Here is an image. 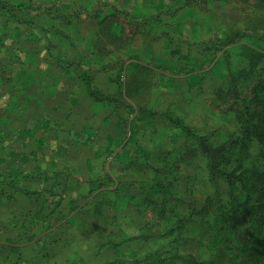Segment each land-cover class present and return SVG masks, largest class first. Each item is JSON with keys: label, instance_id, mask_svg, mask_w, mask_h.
Listing matches in <instances>:
<instances>
[{"label": "crops", "instance_id": "1", "mask_svg": "<svg viewBox=\"0 0 264 264\" xmlns=\"http://www.w3.org/2000/svg\"><path fill=\"white\" fill-rule=\"evenodd\" d=\"M134 1L60 5L62 30L16 20V56L0 69V114L16 118V147L1 146L10 138L0 132V178L16 173V188L30 194L0 193V264H145L158 250L159 227L149 223L139 194L147 184L141 172L160 162L179 132L165 113H177V105L189 115L174 101L165 106L163 94L177 85L184 93L203 91L208 75L181 66V40L192 30L153 34L157 25L148 21L161 0ZM141 11L151 12L132 15ZM194 73L203 78L193 84ZM82 74L110 99L90 95Z\"/></svg>", "mask_w": 264, "mask_h": 264}, {"label": "trees", "instance_id": "2", "mask_svg": "<svg viewBox=\"0 0 264 264\" xmlns=\"http://www.w3.org/2000/svg\"><path fill=\"white\" fill-rule=\"evenodd\" d=\"M196 1L201 3H196L198 10L191 8V0H183L181 7L174 1V7L162 5L161 0L164 14L158 10L148 24L167 25L187 6L195 12L194 21L205 11L202 16L213 33L197 42L205 46L193 68L201 66L206 49L213 52L211 62L222 56L224 70L213 87L212 104L230 129L223 139H211L181 112L165 113L179 131L172 146H178L180 137L185 141L173 154L167 150L159 156L160 162L148 163L153 179L140 187L149 223L159 227L161 242L145 264H264V0H229L234 7L228 10L226 0ZM0 4L5 7L2 0ZM194 25L199 29L202 24ZM184 40L183 46L191 41ZM181 56L182 68H189L187 55L182 51ZM80 78L95 99H110L92 88L89 77ZM202 78L194 73L190 80L194 84ZM19 178L16 173L0 178V193L8 199L18 191L30 194L16 188ZM197 187H204L199 205L193 195Z\"/></svg>", "mask_w": 264, "mask_h": 264}, {"label": "rangeland", "instance_id": "3", "mask_svg": "<svg viewBox=\"0 0 264 264\" xmlns=\"http://www.w3.org/2000/svg\"><path fill=\"white\" fill-rule=\"evenodd\" d=\"M72 1L73 0H2V2H4L5 7L0 9V37L3 38V40L5 39V42L0 43V69L10 67V65L6 63L8 62L7 58L12 59V57L16 56V40H14V38L16 37V27H15L16 20H18L19 18H23L26 21L28 20L32 21L36 19L37 21L42 22L44 24L48 23L49 25L50 23L52 27L62 30V27L64 26V21L60 18V14H61V11L59 10L60 5H63L64 7L68 3H72ZM77 1L78 0H76V2ZM162 1H163L162 5L166 6L167 4H170L171 7H174V3L176 6L178 5V7H181L184 3L183 0H173L174 3L172 0H162ZM191 1H194L193 5H191V8H193L194 10H198L199 7L196 4L198 2L196 0H191ZM133 2L135 1L132 0V4H134ZM198 4L201 6V3ZM223 4L227 10L234 7V4L231 3V1L229 0H226L225 2H223ZM132 7L136 8V6H132ZM160 7H158L159 13L164 14L165 11L164 8H160ZM191 8L187 6L186 8L184 7L183 10L182 9L177 10L174 16L168 20L169 24L164 25L163 27L161 26L156 27V29L152 32L153 34L156 33L157 35H162L164 33L163 31L165 32L169 31L176 36H182L183 33L189 34V29L192 30V34H190L191 39H189L191 41L187 44V46H184L182 50L183 52L185 50L187 51L186 54L187 59L184 61H185V65H189L190 68L195 67L194 63L198 62V58L199 56H201L199 54V51L202 46H205V44L203 43H197L199 37L201 36V33L205 30V32H203L205 33V36H203V38H205L208 34L213 33V31H211V27L207 19L202 16L203 14L205 15L204 13L205 11H203V14L202 12L197 13L199 15L198 19L194 21L196 16H194L195 12ZM30 10H33L34 12L30 13ZM150 12L151 11L149 12L141 11L140 13L133 12L132 15L134 16L138 15L139 17L144 18L145 15ZM30 14L33 16V18L29 17ZM75 21H77V19H75ZM70 22H72V20H70ZM194 22L200 25L202 24L201 27L199 28L202 31L196 28L195 29L189 28V26L194 25ZM194 27L196 26L194 25ZM184 41H188V39H185ZM209 41L210 40L206 38L205 43H209ZM176 45H180V44H176ZM205 51H203V56L205 57V59L203 60L201 66H199L201 69H205V70L209 69V71H206L208 76L206 80L207 83L203 87L204 90L203 91L191 90L192 92L184 93L183 87L177 85L175 89L173 88V90H171L170 93L166 92L163 94V96H165L166 100L168 101L166 102L165 106L170 105V101H174L176 104L183 105L185 108H188V112H189L188 116L187 115L183 116L187 123L199 128L203 133L209 134L211 136V139L212 137H215L216 140L223 139L228 134L230 125H228L224 115L215 111L213 104H212V108H209L208 106V103L210 101L212 103L215 100L211 89H213L217 78H219L220 74L224 70L222 56H220L219 53L217 57L215 56L216 57L215 60L211 62V58L213 56V54L211 56V53L213 52L209 50L210 52H208L209 53L208 54L207 49ZM150 62L153 63V61ZM172 69L173 68H166V74H168V70H172ZM154 81H155V77H151L148 80H146L148 84L147 86L148 87L154 86L155 85ZM159 82L165 86H170L171 84L167 78H162ZM180 89L182 90L178 91ZM155 95L156 94L153 93L151 94L150 97L153 99ZM177 95H180L181 99H177L176 98ZM184 95L188 96V98H186ZM172 108L177 113L178 112L184 113V110L180 111L177 105H173ZM6 111L8 114V110ZM11 111L13 113V109H9V112ZM0 113H1V109H0ZM3 115L4 114H0V129H4V127H6L8 128V130H2L0 132H3L5 137L10 139H7L6 142L2 141L1 146H5L6 148L12 146L16 147L15 139L11 138L16 136V128H15L16 118H8L7 116L3 117ZM165 134L166 135L168 134L167 137H169L170 131H167L166 129ZM168 140L171 139L169 138ZM184 141H185V137H180L176 145L180 146L184 143ZM166 144L170 145V147H168L169 149H172V144L170 142H167ZM173 146H175V144ZM132 157L134 159L136 158L135 155ZM9 163L11 164L12 160ZM4 165L6 169L9 168L7 161H5ZM135 167L140 168V166H135ZM129 168L131 167L128 166V169ZM128 169L126 168V170ZM152 173H153L152 170L147 169L141 172V175L144 177L145 181L149 183L153 179L151 176ZM14 185L16 186V183H14ZM202 188L204 187H197L196 193L193 194L195 196L197 205H199L200 203L199 198L201 197L200 195H202L203 193Z\"/></svg>", "mask_w": 264, "mask_h": 264}]
</instances>
